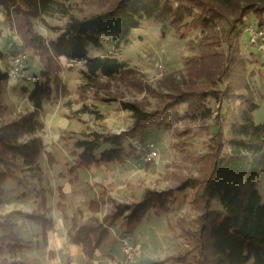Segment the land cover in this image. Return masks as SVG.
<instances>
[{
  "label": "trees",
  "instance_id": "obj_1",
  "mask_svg": "<svg viewBox=\"0 0 264 264\" xmlns=\"http://www.w3.org/2000/svg\"><path fill=\"white\" fill-rule=\"evenodd\" d=\"M103 6L100 14L78 18L70 10L71 0H0V12L10 26H15L22 43L35 47L41 58L42 70L32 79L30 91H23L31 112L19 116L16 121L11 109L2 104V90L6 87L7 71L0 67V204L3 202L5 185L28 187L27 180L41 183L42 170L39 155L43 143L35 133L41 125L37 118L45 101L53 94L61 95L66 88L57 80L56 59L82 64L84 81L96 77L112 78L126 67L116 56L127 46L135 30L145 23L158 28L160 35L174 33L182 37L187 30H211L225 21L219 8L203 0H96ZM252 14L258 27L264 23V6L248 4L240 9L236 19L230 20L223 42L229 53L236 49L241 38L244 17ZM59 15L65 19L63 27L53 28L57 36L44 43L30 30V20H42ZM29 36V37H27ZM102 38L110 39L112 55L91 56L89 48L99 49ZM33 49V48H32ZM5 54L0 51V64ZM228 55V54H227ZM234 59H231V63ZM228 78V72L220 74ZM222 81V80H220ZM63 87V90L60 88ZM85 89V86H79ZM230 86L220 91H190L179 93L164 104L160 110L145 112L135 104H122L130 113L131 130L118 135L90 133L75 140V163L69 168L70 181H76L78 169L88 170L91 165L119 164L133 152V144L142 145L145 131L156 122L168 125L179 118L189 122L210 121L214 131L208 132V153L202 158V169L198 177H186L177 187L163 192L145 191L138 200L118 203L102 192L87 203L90 220L78 224L80 214L68 218L62 203L64 194L55 208L67 224L69 242L80 247L83 255L92 259L94 252L105 242L113 228L123 234H133L137 226L149 214H168L169 205L176 203L179 194L190 192L189 209L193 217L187 227L180 229V237L186 248L175 256L166 257L160 264H264V202L258 191L264 179V123L257 125L252 114L258 109L246 93L231 92ZM213 100L216 110L205 103ZM21 137L28 140L20 141ZM49 156L48 161L52 163ZM38 196L44 200L45 191L40 186ZM187 197L184 196V200ZM43 211L45 209L40 206ZM96 217V214H104ZM47 210L39 215H30L42 226V235L53 229ZM19 215L10 212L0 216V264H24L15 256L28 247L15 235L11 218ZM28 217V216H27ZM8 255L10 258H4ZM155 264V263H151Z\"/></svg>",
  "mask_w": 264,
  "mask_h": 264
},
{
  "label": "rangeland",
  "instance_id": "obj_2",
  "mask_svg": "<svg viewBox=\"0 0 264 264\" xmlns=\"http://www.w3.org/2000/svg\"><path fill=\"white\" fill-rule=\"evenodd\" d=\"M203 1L218 7L225 21L211 30H187L182 37L174 33L160 35L155 25L145 23L133 32L130 43L116 55L126 68L112 78L102 76L87 82L81 75V63H71L63 57L55 60L59 69L56 78L66 91H61L59 97L53 94L49 101H45L37 118L42 128L34 135L43 143L39 155L43 172L41 183L28 179L27 188L6 184L0 204V216L10 212L19 214L11 218L10 223L17 239L28 246L15 256L16 261L22 260L24 264H64L67 258V264H70V245L65 235L67 224L55 208L60 201V192L64 194L62 203L68 218L79 213L80 224L90 220L92 215L86 210L87 203L101 191L118 203H128L138 200L145 191L161 193L177 187L186 177H198L202 169L200 162L209 152L208 132L214 131L213 123L177 118L169 126L156 122L157 125L147 128L142 145L126 140L124 147L133 144V152L128 153L123 163L78 169L76 181L69 182L73 177L69 168L73 167L77 152L75 140L81 139L83 134L118 135L131 130L130 113L122 109V104H135L145 112H155L176 94L208 90L218 92L228 85L233 92L247 93L252 98L258 107L252 114V120L257 125L264 123V40L251 42L256 38L253 33L245 32L246 27H255L253 15L244 17L245 26L236 43L234 58L223 42L224 30L228 29L230 20L238 17L240 9L248 4L263 7L264 0ZM103 6L96 0H71L70 10L78 18H86L100 14ZM64 22L65 19L59 15L29 21L32 33L44 43L57 36L53 28H62ZM14 27L6 23L0 12V51L5 54L0 67L6 68V55L17 49L27 56L23 79L11 89L4 87L2 90V104L10 108L12 114L4 121H16L19 116L31 112L32 105L23 91H30L33 77L39 75L43 66L37 49L27 48ZM112 52V43L107 38H102L99 49L89 48L91 56H108ZM231 59L234 63L230 64ZM155 64L163 66L159 76L155 72ZM225 72H228V78L220 75ZM205 105L213 111L217 109L213 100H208ZM28 139L21 137L20 141ZM150 145L157 157L145 162L146 149ZM49 156L52 163L48 161ZM40 186L45 191L44 200L38 196ZM258 191L264 202V179ZM190 196L189 191L179 194L177 202L169 205L167 215L149 214L133 234H123L119 228H113L107 244L99 249L95 262L122 263L121 240H126L137 252L133 264H160L166 257L179 254L186 248V241L179 236L180 229L187 227L193 217L189 209ZM40 206L47 210V219L51 218L53 224V229L44 236L42 226L29 219L30 215L45 213ZM103 215L105 212L96 217ZM4 258L10 261L8 255Z\"/></svg>",
  "mask_w": 264,
  "mask_h": 264
},
{
  "label": "built area",
  "instance_id": "obj_3",
  "mask_svg": "<svg viewBox=\"0 0 264 264\" xmlns=\"http://www.w3.org/2000/svg\"><path fill=\"white\" fill-rule=\"evenodd\" d=\"M252 26L246 27L245 32L254 35L256 39L253 38L251 42L264 40V24L258 27L257 23ZM27 61V56L21 50L17 49L14 53L6 55L5 64L7 65L5 71H7V82L6 89H11L16 83L23 79V68ZM155 72L159 76L163 72V66L161 64H155ZM145 162L155 160L157 153L152 150V146H148L146 149ZM121 248L124 256V261L122 263H117L116 261H108L107 264H133L136 260L137 252L131 247V245L126 240H121Z\"/></svg>",
  "mask_w": 264,
  "mask_h": 264
},
{
  "label": "crops",
  "instance_id": "obj_4",
  "mask_svg": "<svg viewBox=\"0 0 264 264\" xmlns=\"http://www.w3.org/2000/svg\"><path fill=\"white\" fill-rule=\"evenodd\" d=\"M88 213L90 214V212H88ZM90 215H92V214H90ZM96 215H98V214H96ZM80 224H84V223H80ZM65 235H66L67 241L69 242L66 232H65ZM109 237H110V234L106 238L105 242L94 252L93 257L90 260H88L83 255L80 247H77V246L73 245L71 242H69V245H70V248H69L70 254H69L68 257H69V260H70V264H97L95 262V260H97V253H98V251H99L100 248H102L105 244H107V240H108ZM57 238H58V241H60V238L58 237V235H57ZM59 244H60L61 248H63L64 245L61 242ZM67 262H68V259L66 258L65 261H64V264H67Z\"/></svg>",
  "mask_w": 264,
  "mask_h": 264
}]
</instances>
